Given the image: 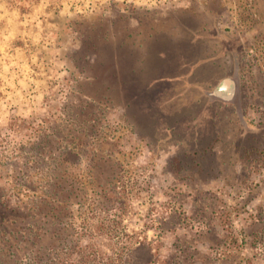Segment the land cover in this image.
I'll return each mask as SVG.
<instances>
[{"label": "rangeland", "instance_id": "1", "mask_svg": "<svg viewBox=\"0 0 264 264\" xmlns=\"http://www.w3.org/2000/svg\"><path fill=\"white\" fill-rule=\"evenodd\" d=\"M113 4L131 5L137 13L121 20L111 11ZM184 9L194 30H181L177 16ZM145 10L150 15L141 14ZM146 26L156 37L151 51L163 48L162 35L173 39L164 46L171 50L190 31L199 35L197 46L188 40L182 58L168 56L167 61L152 54L151 81L123 85L104 75L84 81L99 70L88 66L94 55L89 63L84 59L90 36L97 39L108 31L116 40L131 28L141 39L144 32L138 31ZM134 54L141 58L138 50ZM224 78L232 79L231 92H237L243 128L257 135V146L246 157L230 151L232 131L237 132L232 130L235 105L224 101L230 96L219 85ZM84 103L88 106L81 112ZM65 118L78 119L75 130L82 118L89 130L93 121L100 144L76 156V163L91 160L94 174L106 183L119 172L121 193H110V199L126 210L122 227L135 234L137 245L157 238L152 254L159 262L264 264L248 244H233L236 233L249 232L264 217V0H0V132L14 120L19 126L25 119L39 120L45 128ZM18 129L30 133L27 127ZM217 133L229 138L211 150L215 155L200 160V151ZM75 147L79 154L82 147ZM206 205L215 211L207 223L225 238L212 249L210 236L196 229L200 207ZM177 211L184 212L182 224L160 237L158 230L145 228L156 220L170 222ZM97 238L109 247L108 238Z\"/></svg>", "mask_w": 264, "mask_h": 264}, {"label": "trees", "instance_id": "2", "mask_svg": "<svg viewBox=\"0 0 264 264\" xmlns=\"http://www.w3.org/2000/svg\"><path fill=\"white\" fill-rule=\"evenodd\" d=\"M111 8L112 12L118 13L121 20H127L129 16L137 13L131 5L113 4ZM187 11L184 9L177 16L181 30H194L187 22L190 20ZM141 14L150 15V11L145 10ZM139 22L143 23L142 18ZM127 30L124 37H117L116 40L113 33L111 40L108 31L101 33L102 36L97 39H92L91 36L87 39L86 43L88 42L91 49L83 54V58L89 63L90 55H94L88 66L90 69L99 70L93 75L83 77L84 81H98L103 75L111 80L119 79L123 85L135 83L139 81L137 79L151 81L155 73L149 71L147 64L152 54L157 53L161 61H167L171 56L182 58V46L188 40L193 47L197 46L194 38L199 37L196 32L190 31L184 39L180 38L174 43L173 51L177 49L179 52L172 53V48L164 49V46L173 39L168 40L166 35H162L160 39L163 48L151 51L149 44L156 39L152 26L138 31L142 35L144 32L141 39L134 38V29ZM191 37L194 41L190 40ZM137 50L141 53V58H136L134 51ZM122 64L124 70L121 68ZM225 79L230 82L228 92L231 95L234 88L232 79ZM226 80L222 81L221 86ZM86 86L85 83L84 89ZM236 93L224 100L235 105L232 118L235 123L232 124V130L237 132L232 131L230 151L242 153L246 157L251 154L249 150L257 146L253 143L257 135L253 129L243 128L240 102L236 100ZM87 106L84 103L80 111L83 112ZM78 119L55 120L45 128L39 120L35 122L25 119L23 122L26 124L23 123L22 126L15 124L14 120L8 128L0 132V264H163L152 254V246L157 238L138 242L137 245L135 234L127 233L122 227L126 210L120 206L114 207L110 199V193H121L117 184L120 180L119 172L113 173L106 183L94 174L95 165L92 169L91 160L83 166L76 163L80 159L75 158L80 154L84 155L89 146H98L101 141V136L94 133L93 121L89 122V130L88 122L82 118V124L75 130ZM19 127H27L30 133H18ZM63 128L67 130L66 135H62ZM225 137V134L220 137L217 133L205 151H200V160L207 155H215L211 150L217 147V143L221 144ZM76 145L82 147L79 154L75 153ZM260 154L264 155V148L260 149ZM202 164L200 161L201 166ZM214 213L207 205L200 207V228H196L200 229V233L210 236V249L225 239L218 238L216 229L207 223L210 214ZM182 214V211L171 212L170 222L156 220L155 226L148 224L145 228L158 230L160 237L165 230L182 224ZM260 219L261 223L257 224L261 225L256 228L253 227L249 232L242 230L239 235L236 233L233 244L237 247L248 244L253 249L254 257L264 260V217ZM231 235L232 233L226 238H231ZM97 236L108 238L109 247L103 248L97 241ZM220 259L225 261L227 256L221 255ZM237 261L244 263L243 258Z\"/></svg>", "mask_w": 264, "mask_h": 264}, {"label": "flooded vegetation", "instance_id": "3", "mask_svg": "<svg viewBox=\"0 0 264 264\" xmlns=\"http://www.w3.org/2000/svg\"><path fill=\"white\" fill-rule=\"evenodd\" d=\"M223 80H226V79L224 78V79H222V81H223ZM222 81H221V82H222ZM219 85L221 86V83H220ZM219 85H218V86H219ZM223 85H225V84H223ZM223 85H222L223 89L226 90V91H227V90L229 91V88H227L226 86H223ZM234 94H235V93H233V94L231 93L230 97H231V96H234Z\"/></svg>", "mask_w": 264, "mask_h": 264}, {"label": "water", "instance_id": "4", "mask_svg": "<svg viewBox=\"0 0 264 264\" xmlns=\"http://www.w3.org/2000/svg\"><path fill=\"white\" fill-rule=\"evenodd\" d=\"M224 84H225V85H223V86H226L227 88L230 86V82H229L228 80H226V81L224 82Z\"/></svg>", "mask_w": 264, "mask_h": 264}]
</instances>
